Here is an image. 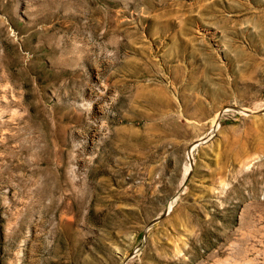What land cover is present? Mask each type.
I'll return each instance as SVG.
<instances>
[{"label":"rangeland","instance_id":"1","mask_svg":"<svg viewBox=\"0 0 264 264\" xmlns=\"http://www.w3.org/2000/svg\"><path fill=\"white\" fill-rule=\"evenodd\" d=\"M0 264H264V0H0Z\"/></svg>","mask_w":264,"mask_h":264},{"label":"bare ground","instance_id":"2","mask_svg":"<svg viewBox=\"0 0 264 264\" xmlns=\"http://www.w3.org/2000/svg\"><path fill=\"white\" fill-rule=\"evenodd\" d=\"M189 170H190V167L188 168V172H189Z\"/></svg>","mask_w":264,"mask_h":264}]
</instances>
